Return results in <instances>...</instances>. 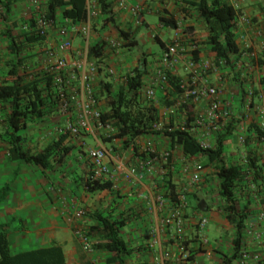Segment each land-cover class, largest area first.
Returning <instances> with one entry per match:
<instances>
[{
	"label": "crops",
	"instance_id": "1",
	"mask_svg": "<svg viewBox=\"0 0 264 264\" xmlns=\"http://www.w3.org/2000/svg\"><path fill=\"white\" fill-rule=\"evenodd\" d=\"M2 1L11 2V11L7 16L0 17V82L7 77L9 69L16 65L21 58L23 63L19 66V72L26 74L30 79L44 70L46 50L55 47L59 41L57 27H53L49 31L46 40L30 46L29 50L23 51L17 58L11 53L8 47L9 41L4 32L7 28L14 29L16 34L26 31L25 28L29 26L36 15L34 1H37L44 10L46 0ZM191 1L193 0H128L130 4L143 6L141 18L144 24L137 25L135 17L128 9L121 7L116 0H107L111 3V9L115 14L114 25L120 28H131L134 30L136 38L139 37L138 33L142 38L148 39L152 35L153 40L158 43L160 41L165 47L171 44L174 30L164 26L161 28L160 21L158 24L150 23L148 16L156 15L160 18L170 15L174 17L177 22H182L184 25L183 40L187 50H191L193 38L203 36V34H197V29L201 26L206 31L204 36L206 39L208 37L205 24L189 4ZM238 3L235 32L241 54L235 57L233 68L220 64L216 71H212L208 75L210 83L216 85L221 91L220 101L230 105V109L235 115L230 122L224 124L215 122L209 140L212 145H215L216 139L225 132L227 127L232 129L231 135L224 144V156L227 164L241 163L247 156L255 157L261 166V174L264 177V145L259 142L251 128L252 124H257V111L263 104L261 95L264 93V80L261 78V69L264 65V2L262 0H238ZM94 4L98 10V16L92 21V26L97 24L100 29L102 28V32L107 31L112 24L105 25L97 0ZM0 9L3 11L1 5ZM186 13L189 16H186ZM242 17L248 18L250 24L242 23ZM195 19H199L200 27ZM63 22L62 19H58L57 23ZM73 38L74 50H79L83 39L80 35L78 38L74 35ZM101 38L100 35H93L91 43H103ZM118 38L122 42L121 38ZM207 47L205 51L202 49L200 51V46H195V50L190 52L193 56L198 52V59L209 60L216 64L215 54L208 45ZM62 55L67 59L77 58L76 51L66 52ZM144 57L148 61L144 53L136 58L143 59ZM159 58L160 56L154 58L152 62H147V73L144 76V84L147 87L154 76V66ZM131 66L126 65L124 70L129 72L132 69L129 68ZM133 66L135 67V65ZM176 73L178 75L176 78L184 77L182 64L177 67ZM104 76L102 71H97L93 81L94 88L99 87ZM107 79H111L114 84L119 81L115 77ZM162 92L163 97L168 98L171 97L174 90L169 85L164 89L159 88L157 95ZM179 101H181L180 98ZM186 103L193 106L195 114L201 113L205 108L204 103L193 104L190 101ZM178 106L180 107L179 103ZM43 112L45 115L29 120L27 127L20 132L24 151L31 153L43 151L52 141H58L64 135L60 133L59 129L70 122V116H62L58 108L54 111L46 108ZM7 114L8 105L0 103V191L7 188L6 197L0 202V226L4 227V231L8 234L13 253L49 248L55 245L61 248L65 264H80L77 251L81 249L73 236L75 223L70 222L69 219L72 210L80 208L85 209L88 215L78 222V226H82L86 230L99 224L96 215L112 220L125 219L128 222L123 236L133 252L127 259V264H161L164 253L170 254L166 264H189L178 261L180 251L173 245V241L167 233L157 236L160 243L150 247L151 231L156 225V220L148 200L154 195H166L167 188L165 186L168 179H171L177 190L183 194L184 190H187L185 164L200 163L204 165L201 184L194 189H188L184 243L193 255L191 260L194 264H224V261L238 264L237 259L233 257L235 254L233 243L235 230L228 224L222 209L223 204L218 196L219 181L213 168L205 166V160L184 156L180 148L175 146L173 156L176 162L170 174L165 177L164 174L162 175V166L156 165L154 173L146 176L143 182L133 181L130 183L116 170L115 157L122 156L129 167L135 166L141 154L140 144L143 141L151 140L150 137L154 135L139 137L135 141V146L124 148L119 140H114L112 143L104 142L102 133L83 132L78 138L67 134L68 138L64 145L70 147L68 153L64 154L62 160L59 162L53 160L52 164L44 169L17 161L10 156L9 130L6 127ZM186 114L187 111L182 110L180 116L184 118ZM195 133L194 136L199 134ZM158 139L162 144H168L171 149L168 138L160 136ZM98 146L109 150L106 162L112 174V178L108 181L112 184V188L109 191L90 193L85 185L92 167L87 151ZM193 200L197 201V205H193ZM263 201L264 192L250 204L249 208L252 214L247 226L253 224L255 229L264 235V220L259 218V215L264 213ZM197 206H199L198 211L195 209ZM169 207L171 204H168ZM165 213L166 211L159 217L162 218ZM201 216H206L209 220V229L218 233V237L208 246H202L197 238L196 223ZM148 231L149 238L147 239L145 233ZM263 247V244H257L250 237L245 238L243 248L251 253L260 252ZM106 257L107 254L104 252L96 254L98 261L102 259L105 262ZM248 264L255 263L249 262Z\"/></svg>",
	"mask_w": 264,
	"mask_h": 264
},
{
	"label": "trees",
	"instance_id": "2",
	"mask_svg": "<svg viewBox=\"0 0 264 264\" xmlns=\"http://www.w3.org/2000/svg\"><path fill=\"white\" fill-rule=\"evenodd\" d=\"M262 1L264 2V0ZM0 2L3 8L2 15L7 16L11 11V2L5 3L2 0ZM45 4L44 14L48 20L55 21L56 24H58V19L67 20L71 25H77L86 19V0H46ZM97 4L105 25L111 23L117 30L122 40L121 47L130 51L137 46L138 40L134 30L114 25L115 14L111 9V3L107 0H97ZM189 4L205 24L208 32L206 44L216 56V65L220 66L219 62H223L225 66L233 68L235 57L241 54L236 41V10L234 7L226 0H193ZM35 18L25 28L26 31L16 34L14 29L7 28L4 32L9 41L8 47L17 58L23 51L29 50L30 46L40 44L45 40L34 29ZM159 21L166 28L174 30L177 27V21L170 15L160 17ZM160 45L165 49L163 43ZM105 50L104 42L92 44L89 48V58L94 59L97 66L101 65L104 63ZM197 54L198 52L194 55L195 59H198ZM21 59L9 69L7 77L0 82V103L8 105L6 127L9 130L10 156L17 161L45 169L52 164L53 160L59 162L64 154L68 153L70 147L64 145L68 135L64 134L58 141H52L43 151L31 153L24 151L20 132L27 127L29 120L45 115L43 111L46 108L53 109V111L58 108L60 100L58 89L52 81V76L45 70L30 79L26 74H21L19 72V66L23 63ZM147 62L145 57L139 59L138 65L118 78L117 84H114L111 79H107L108 77H104L101 79L99 87L94 88L96 97L104 100L102 120L114 128V133L104 137V142L112 143L114 140H119L124 148H129L135 146V141L139 137L160 135L168 138L171 145L170 150L173 151V148L178 146L184 156L205 160V166L213 168L219 181L218 196L223 204L222 209L228 224L235 230L233 241L235 254L233 257L237 259L243 249L246 238L245 230L252 214L249 208L250 204L264 192L261 166L258 164V160L252 156L245 158L246 163L241 161L238 164H227L224 156V144L232 131L228 127L216 139L212 148H201L196 137L189 130L193 126L197 114H195L193 106L187 103L181 104L178 108V123L169 121L162 125L161 130H155V125L162 124L158 107L156 104H148V100H143L144 97H142ZM102 70L99 66L98 71ZM178 82L179 79L173 77L170 79L169 85L174 90L171 96L179 102L181 90ZM162 100L168 107L172 105L167 98ZM182 110L187 111L184 118L180 116ZM251 128L261 143L262 132L259 126L254 123ZM165 168L164 176L166 177L170 174L171 167ZM166 183L165 197L170 199L171 205L175 206L178 203L180 195H184L187 201L186 195L177 190L171 179L166 180ZM85 185L90 193L109 191L112 188L110 182L92 181L90 176ZM6 192L7 188L0 191V202L6 197ZM195 209L198 211L199 206ZM96 216L99 224L86 230L93 248L97 252L107 254L105 264H127V259L133 252L123 236L128 222L125 219L112 220L108 217ZM3 228L0 226V264H65L61 248L55 245L49 248L13 253L8 234ZM148 234L149 231L145 233L147 239L149 238ZM260 252L261 259L257 264H264V249ZM77 255L80 264H95L92 260L95 256L92 257L84 253L82 249L77 251ZM191 259H193V255L190 256L189 260ZM228 263L230 264L231 261H224V264Z\"/></svg>",
	"mask_w": 264,
	"mask_h": 264
},
{
	"label": "built area",
	"instance_id": "3",
	"mask_svg": "<svg viewBox=\"0 0 264 264\" xmlns=\"http://www.w3.org/2000/svg\"><path fill=\"white\" fill-rule=\"evenodd\" d=\"M121 7L129 10L131 15L135 17L137 25H143L141 18L143 6L141 4H130L128 0H116ZM230 5L237 9L238 0H226ZM36 8L35 31L45 40L49 36V31L53 27H57V35L59 41L55 47L46 50V65L44 70L52 76V81L58 89L59 106L58 111L64 117L70 116V122L66 126L60 128L62 134H68L73 138H78L83 132L86 133H104L106 137L114 133V128L108 122L102 120V110L100 101L95 95L93 86L94 76L97 73L95 60L89 58V48L92 45V21L98 16V10L95 6V0H87V15L85 21L71 25L69 21L64 20L61 24L48 20L37 1H34ZM2 9H0V17ZM242 23L250 24L246 17H242ZM236 24V22H235ZM163 25L161 26V28ZM185 33L182 22H177L174 29V37L171 44L167 45L157 61L158 68L154 71L150 85L143 91V97L148 101H154L157 97V90L164 89L169 86V81L173 77H177L176 69L180 64L186 73L185 77H179V88L181 96L179 105L190 101L193 104L204 103L205 108L198 113L193 126L189 130L194 134L198 132L196 137L199 145L203 149L212 148L209 140L213 124L215 122L227 123L234 118V112L230 109V105L220 101L221 91L216 85L210 83L208 75L212 71H216L218 66L209 60L195 59L190 51L195 50V46H191V50H187L183 35ZM78 34L83 39V44L79 50H74L73 37ZM112 47L119 46L118 43L111 42ZM76 51L77 58L67 59L62 54L66 52ZM79 56V57H78ZM223 64V62H219ZM261 78L264 79V65L261 69ZM262 106L257 111V125L261 130V143L264 145V93L261 95ZM155 130H161L160 125L154 126ZM196 134V133H195ZM138 145V144H137ZM141 150L140 158L135 166L129 167L125 159L115 157L116 170L123 175L128 182H143L146 176L154 173L156 165L162 166V175L165 174L166 168H174L175 158L173 151L167 149L165 151H157L152 142L148 141L145 145L139 146ZM109 150L103 146H98L87 151V155L91 161L92 181H109L112 174L106 159ZM243 161L246 163V159ZM184 162V161H183ZM186 162V161H185ZM204 166L200 163H187L184 166V173L187 176V189H194L201 184ZM151 212L153 213L156 225L151 231V246L160 243L157 236L164 233L169 234L173 245L180 251L178 261L182 263L194 264L189 260L191 253L184 243L186 217L185 210L188 207L184 195L178 197V203L168 208L170 199L165 195H154L148 200ZM166 213L161 217V214ZM88 213L85 209L76 208L70 214V222L75 223L73 234L80 245L82 251L90 256H95L97 251L93 248L92 241L89 238L86 229L78 226V222L87 217ZM264 220V213L259 215ZM209 224L206 216L198 218L196 223V233L199 243L202 246H208V237L205 235ZM245 237H250L254 242L264 245L263 233L257 231L253 224L246 227ZM264 249V247H263ZM92 260L95 264H100L97 258ZM170 254H162L161 264H166ZM261 259V252L251 253L243 248L237 258L238 264H248L257 262Z\"/></svg>",
	"mask_w": 264,
	"mask_h": 264
},
{
	"label": "rangeland",
	"instance_id": "4",
	"mask_svg": "<svg viewBox=\"0 0 264 264\" xmlns=\"http://www.w3.org/2000/svg\"><path fill=\"white\" fill-rule=\"evenodd\" d=\"M186 16H189L186 13ZM191 18V16H190ZM197 25L200 21H198L199 19H195ZM148 21L152 24H158L159 22V18L156 15H149L148 16ZM98 27V28H97ZM100 26H96L93 25L92 26V36L94 35H100L102 38L101 40L104 41L105 43V58H104V63H102L101 65H96V68L98 70L99 66L100 68H102V72L105 74V78H113L115 77L116 79L120 78L122 75H124L125 73H127L128 71L124 70V68L126 67V65H132L129 68H133L135 66L138 65V58L140 55H142V53L146 54L148 61L152 62L154 60V58H157L158 56L162 55L163 49L161 47V45L153 40L152 35H150L149 39L144 37L142 38L140 36V34L138 33L137 40H138V45L135 46L134 48H132L130 51H125L126 49L122 48V42L119 40V35L116 31V29L111 26L109 29H107V31H103L102 32V28H99ZM198 27H200V24L198 25ZM189 32V31H188ZM187 32V33H188ZM205 29L203 26H201L200 28L197 29V34H203V36H198L197 38H193L191 40L192 45L193 46H200V51H205L208 47L205 43V39L206 37L204 36L205 34ZM105 33V34H104ZM145 33V31H144ZM190 34V33H189ZM188 34V35H189ZM75 37L78 38V34H75ZM189 39V38H188ZM113 41V43H119V46L116 47H112L111 42ZM191 45V46H192ZM202 49V50H201ZM152 54H149V53ZM148 53V54H147ZM138 55V56H137ZM134 58V59H132ZM107 59V60H106ZM158 68V64H156L154 66V71H156ZM124 73V74H123ZM152 73V72H151ZM154 73V72H153ZM184 77L186 76V73H183ZM95 78V76H94ZM147 88V85L144 86L143 90H142V97H143V91ZM145 98H143L144 100ZM163 92L160 93L159 95H157L156 99L154 101H147L148 104H156L158 107V111H159V116L160 119L162 121V124H160V127H163L162 125L169 123V121H172L174 123H178V119H179V115H178V101H176L172 96L168 97V101L169 103H171L172 105L170 107H168L163 100ZM100 101V107L101 110L103 111L104 109V100L99 98ZM186 117V116H185ZM182 118V116H181ZM182 122L183 120L180 119ZM103 137H106L104 133H102ZM160 137V135H154L152 137H150L151 140H149L150 142L153 143L155 149L157 151H165L167 149H169L168 144L166 143H161L158 139ZM148 141H143L140 145H145ZM159 142V143H158ZM187 184V183H186ZM188 189L184 190V194L186 195V197L188 196ZM193 205H197V201L193 200L192 201ZM205 235L208 237V241L212 242L216 237H218V233H216L215 231H213L211 228L209 229V225L207 227V230L205 232ZM74 236V234H73ZM98 259V258H97ZM100 264H105V262H103L102 259H100L99 261Z\"/></svg>",
	"mask_w": 264,
	"mask_h": 264
}]
</instances>
